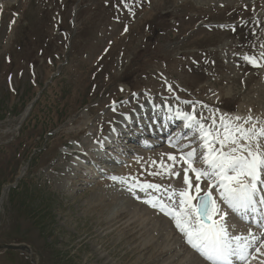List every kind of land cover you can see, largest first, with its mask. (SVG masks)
Segmentation results:
<instances>
[{"label":"rangeland","instance_id":"rangeland-1","mask_svg":"<svg viewBox=\"0 0 264 264\" xmlns=\"http://www.w3.org/2000/svg\"><path fill=\"white\" fill-rule=\"evenodd\" d=\"M158 1L0 0V264H144L151 255H143L142 244H153L157 251L158 245L170 247L178 239L188 242L176 223L171 227L153 207L152 218L168 221L164 232L149 224L144 236L126 237L104 226L116 205L133 201L141 208L144 201L159 199L174 206L187 188L183 150L177 159L183 164H173L167 154L172 145L159 136L151 138L163 142L156 149L126 139L104 151L109 159L123 158L116 163L92 158V148H100L111 127L124 118L121 105L168 100L198 109L200 124L213 132L224 131L221 116L246 130L264 128V0ZM140 8L139 18H130ZM125 12L128 18L122 23ZM110 46L105 59L111 62L93 79ZM163 88L174 96L165 98ZM112 90H123L119 96L126 102L101 103ZM111 111L118 113L113 119ZM257 142L264 145V137L240 141ZM125 144L149 156L138 157ZM161 162L181 176L169 175ZM95 173L99 175L90 177ZM133 179L161 187L130 190ZM192 182V195L197 183L201 190L211 183L204 177ZM257 197L256 219L262 221L252 225V215H232L215 195L227 212L231 235L264 237V211ZM142 217L144 224L150 221ZM173 247L159 263L148 264H211L193 261L196 252L202 254L189 243ZM253 254L257 259L251 264L264 260Z\"/></svg>","mask_w":264,"mask_h":264},{"label":"snow or ice","instance_id":"snow-or-ice-1","mask_svg":"<svg viewBox=\"0 0 264 264\" xmlns=\"http://www.w3.org/2000/svg\"><path fill=\"white\" fill-rule=\"evenodd\" d=\"M264 47V46H262ZM264 55V54H262ZM253 64L256 60L251 57H245ZM189 123H195L201 132V139L204 140L203 147L207 148V153L202 155V162L210 167L207 170L197 169L192 166L191 161L196 155V149L188 152L186 156L181 157L188 162V167L183 169L182 180L187 185L186 189L179 192V199L174 206H169L159 199L145 201L150 203L153 208L167 216H171L176 223V227L187 237L188 243L200 252L211 264H236V261L242 264H251V260L257 259V255L264 256V238L252 235L250 238L233 236L228 232L225 223L227 212H223L212 195V188H219L220 198L233 211L240 209L252 208L255 210L257 196L264 193V147L257 142L255 145L241 144V140H253L257 136L264 137V128L257 133L254 130H246L240 125H232L225 121L223 116L220 117L223 133L213 132L211 128H206L194 115L182 114ZM239 119V118H237ZM251 119V118H249ZM215 120H213V125ZM239 133V136L236 135ZM211 137V139H209ZM219 144V148L214 145ZM231 145L229 151H224L225 147ZM168 159L173 164L178 163L175 155H169ZM161 167L169 175L181 176L180 172H172L171 166L165 167L161 162ZM195 173V180L200 181L201 177L206 178L211 183L209 190L204 195H199L201 187L199 183L195 185L197 195L190 194L189 190L193 187V182L188 176V172ZM152 175H159L153 172ZM116 179V177H113ZM122 183L127 181L121 180ZM159 184L144 183L141 184L133 179L130 190L139 188L141 191L149 189H160ZM173 195H176L174 192ZM139 198V197H137ZM198 198V205L193 204V200ZM171 199V197H170ZM259 202L264 203V194L259 195ZM179 207L182 211H177ZM219 216V219L214 217ZM251 249V251H250ZM259 264H264L260 260Z\"/></svg>","mask_w":264,"mask_h":264},{"label":"bare ground","instance_id":"bare-ground-1","mask_svg":"<svg viewBox=\"0 0 264 264\" xmlns=\"http://www.w3.org/2000/svg\"><path fill=\"white\" fill-rule=\"evenodd\" d=\"M142 1H144L145 3L147 2L151 5L153 3H154V5L159 3L158 0H142ZM143 12L144 11L141 9V12L134 13V14L130 15V18L138 19L139 15ZM114 14H115L114 16L117 17V14L116 13H114ZM125 18H128L126 12L122 15V20H121L122 23L124 22ZM111 48H112V46L108 47L103 52L104 55L102 56V59L100 60V61H102V60L103 61L101 63H98L99 65H101V72L96 73L93 76V79L95 77L98 78L102 74V72L105 71L104 66L108 65L111 62V61H106V59H105L106 56L109 55ZM98 84H100V83L96 82L94 84V87L97 88ZM176 89H178V87H176ZM117 92L119 94H117ZM122 92H123V90H119V91L112 90V91H110L109 93H107V95H105L103 97L101 103L108 101V102H111L112 104L113 103L123 104L124 102H126V100L120 99L121 97L119 95ZM162 92L165 95L164 96L165 98L171 97L172 93H170V90L163 88ZM172 95L174 96V93ZM142 100L143 101H139L137 103V105H135V106H128V105L123 106L124 104L121 105V108H119V112L124 115V118H121L118 121H116L114 126L111 127V130H109L110 132L108 134L106 141H104V143L101 144L100 148H98V149L92 148V153H93L92 158L95 160H100V161L105 159L107 161L109 160L111 162L116 163L117 161L119 162V160H123V158L114 159V157H113L112 159H109V158H107V155L105 154V152L109 153V150L111 151L113 148H115V147L117 148V146H119V144H121L123 142V140L125 141L126 139H129V140L134 139L133 141H136L139 143L141 142L140 144L144 148L156 149V147L159 144H163V142L159 141V140H153L151 138H153L155 136H159V139H163V140L167 141V143H170V146L172 145L171 147L168 148L167 154L175 155L177 157V159H178V156L180 155L179 151L183 150V152L181 151L180 153H182V154H184V156H186V154L188 152L192 151V149L195 146L197 150H196V155L194 156V158H195V160L193 161L194 164H192V166L197 168V169H203V170L209 169L210 166L208 164H205L202 162V155L207 153L208 149L203 147L204 140L201 139L200 128L195 123H192V126L189 127L190 122L187 119H185L184 116L182 115L183 113H188V114L194 115L196 117V119L198 120L200 118V116L198 115L199 110L194 108L195 111L194 110L190 111V109L187 108L186 106L185 107H181V106L176 107V105H178L177 102H175V103L170 102V101L168 102V100L163 101L162 103L155 102V101L149 100V99H142ZM115 114H118V113L111 111L108 114L109 119H113ZM157 119H158V122H156ZM151 120H154V121L151 124H148V121H151ZM199 121H200V119H199ZM140 129H141V131H140ZM171 132H173L172 135L169 137V139H166V137H164V136H169L171 134ZM134 133H136V135ZM184 136H185V138L183 139ZM209 139H211V137H209ZM178 142H181V143L178 144V146H176ZM128 144H125V145L130 147L131 145H128ZM188 145H190V146L192 145L193 147L187 148ZM131 147H132L131 151H133L136 155H138V157L145 158V157L149 156V154H147L148 151H146L144 149H139V148L133 149V146H131ZM114 155H116V154H114ZM181 161L182 160H179V164H183V162H181ZM184 162L188 163L187 161H184ZM82 166H83L82 164L76 163L75 167L77 169H81ZM67 175H69V173H67ZM97 175H99V174L95 173L90 177H95ZM188 176L190 177V179L192 181L195 180V173L194 172L189 171ZM262 178H264V177H262ZM64 182H65V180H64ZM261 186L264 187V185H260V187ZM220 191L221 190L219 188H215L213 190V194L219 198ZM219 199H221V198H219ZM99 203L103 204L102 202H99ZM261 204H263V203H261ZM141 205H143V206L146 205L147 208L143 207V206L141 208H137L133 201H130V202L126 201L125 206H123V205L121 206L120 204L116 205L118 207L115 211L107 213V215H106L107 223L104 220L105 221L104 226H106V224H107V228L121 230L123 232V235L126 237L127 236L135 237L137 235L142 237L145 235V233H146L145 229H146V227H148L149 224L152 227H154L156 230H159L160 232H164L165 230H167L165 225L168 224V221L171 224V227H172V224L175 223L174 220H169L170 216H167L164 213H161V211H160V213L163 214L166 217V219H168V221L165 218H163L162 221L159 220V218H152L151 213H150V209L152 210L151 204L146 203L144 201ZM99 207H101V206H99ZM107 207H108V205H107ZM260 210H264V206L261 207ZM238 212H240L239 213L240 215H242L243 213L248 214L249 208L244 209V212H242V209H240V211H233V215H237ZM253 212H255L256 213L255 216H257L258 213H257L256 207H255V210L252 211V213ZM145 215L150 218V221L146 218L148 220V222L145 221L147 225L139 220V216H143L142 218H144ZM216 217H215V219H217ZM99 228H101V227H99ZM107 230H109V229H107ZM103 231L105 232V230H103ZM129 232L131 235L129 234ZM261 236L262 237L264 236V232H263V234H261ZM153 239H155V238H153ZM153 239H151L150 241H152ZM124 241H126V240H124ZM179 243H180V245H177ZM187 243H184V241L182 242L181 239H178L170 247H168V246L161 247L158 245L157 247L159 248V250H157V251L153 250V244L144 243V244H142L143 247L141 249L144 252L143 255H145L147 252L148 253L150 252L151 256L146 257L147 259L144 258L143 263L144 264L145 263L146 264L153 263V262L159 263V259L161 258V256L166 255L169 252H171L172 249H174V247H173L174 245H175V248H177L178 246L180 247L181 245L186 246ZM134 248H136V247H134ZM142 251H140V253ZM196 254H197V252H196ZM196 254H194L192 256L194 258L193 261L196 259H198L197 261L206 260V258L203 255L197 256ZM208 262L211 263L210 261H208ZM188 263H186V264H188ZM239 263L242 264V262H240V261H239Z\"/></svg>","mask_w":264,"mask_h":264},{"label":"water","instance_id":"water-1","mask_svg":"<svg viewBox=\"0 0 264 264\" xmlns=\"http://www.w3.org/2000/svg\"><path fill=\"white\" fill-rule=\"evenodd\" d=\"M206 193V192H205ZM204 192L200 193L199 195H204L205 194ZM197 205H198V199H197Z\"/></svg>","mask_w":264,"mask_h":264}]
</instances>
